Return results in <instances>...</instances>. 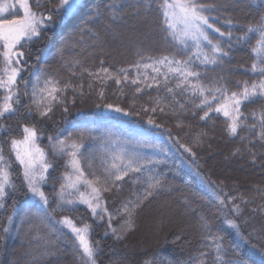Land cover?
<instances>
[{
  "label": "trees",
  "instance_id": "1",
  "mask_svg": "<svg viewBox=\"0 0 264 264\" xmlns=\"http://www.w3.org/2000/svg\"><path fill=\"white\" fill-rule=\"evenodd\" d=\"M199 2L214 6L206 13L213 27L233 36L229 47L226 37L210 32L213 43L228 53L218 56L215 65L202 64L192 45L184 47L165 30L163 0H84L68 18L57 11L59 0H31L37 14L52 19L45 20L39 36L17 46L23 56L18 57L20 79L12 86L15 111L0 117V149L12 185L6 186L0 209V264H89L75 235L61 227L64 218L88 227L95 264H264V139L259 123L264 99L241 107L243 123L232 136L230 121L221 113L212 111L201 119L206 107H198L202 97L191 88L199 83L211 89L205 95L217 107L224 100L216 88H226L230 95L241 91L243 82L251 86L264 80V74L251 71L254 63L264 66L253 52L260 48L259 35L246 33L264 17V0ZM117 34L128 47L119 55L90 46ZM246 35L247 40L235 39ZM201 51L210 53L206 45ZM165 56L179 61L191 57L199 80L190 77V83L178 88L179 74L154 63ZM6 78L0 56V79ZM52 86L58 89L55 99L44 91ZM8 94L0 87V106ZM108 108H120L123 116L103 115ZM92 119L97 121L89 123ZM25 127L36 130L51 167L42 185L47 205L31 200L11 147L24 137ZM58 139L83 143L80 165L85 178L101 188L107 213L59 205L70 156L57 152ZM131 154L144 165L141 172H130L116 187L104 184V168L113 157ZM105 187L110 190L103 191ZM148 192L152 194L146 196ZM125 203L131 228L125 223Z\"/></svg>",
  "mask_w": 264,
  "mask_h": 264
},
{
  "label": "snow or ice",
  "instance_id": "2",
  "mask_svg": "<svg viewBox=\"0 0 264 264\" xmlns=\"http://www.w3.org/2000/svg\"><path fill=\"white\" fill-rule=\"evenodd\" d=\"M18 6L23 10V14L19 17L10 14V9H15L17 3H0V56L3 57L5 64V74L7 75V81L0 79V87H4L8 90V95L4 98V103L0 106V117H4L5 114L13 113L15 109L12 107L10 101L12 100L13 95V85L16 84L17 77L20 76L22 69L20 68V60L18 57H22L23 53L16 51L17 46L21 44V41H30L33 37H37L40 34V28L45 25V20L51 21V15L44 17L42 14H37L31 10V5L29 0H18ZM82 7L81 0H59V8L57 11H62L64 16H71L76 13ZM162 15H163V24L165 30L169 32L173 37H181L180 43L184 47H188L187 41H192L193 46L197 49L196 58L200 60L202 64H212L217 63L218 56H227L228 53L225 52L219 42L213 43L212 38L210 37V32L218 34L219 37L225 38V42L228 43L231 47L230 41L233 39L232 33L228 32L227 34L221 32L219 28H214L213 23L210 22V16L206 13L209 12L214 6L205 5L200 3L199 0H163L162 4ZM11 16V18H9ZM246 33H258L259 35V49H253V52L256 53L260 58V63L264 64V17L261 18L260 24L255 27L249 26L246 28ZM237 41L247 40L248 36L245 37H235ZM207 46L210 49V53H203L201 51L202 46ZM15 62V66H14ZM155 64L165 65L168 68V71L171 73L179 74L181 77L180 82L177 84V87H183V85L190 83L189 78L195 77L197 81L199 80L200 73L193 70L190 67L192 63L191 57L186 61L179 60H170L169 57L165 56L162 59H158L154 62ZM145 67H149L145 65ZM101 71L107 72V69H101ZM124 72V69L120 70ZM153 71L159 73L160 69L154 67ZM252 73L259 72L264 74V66L257 67V64L254 63L251 66ZM125 80L128 77L125 75L123 77ZM165 80H167V75H165ZM116 83H120V80L117 79ZM132 83H136L135 80ZM46 85L53 84L51 81H45ZM192 94L195 96L197 93L202 97L200 105L198 107L205 108L204 116L201 119H207L209 113L215 111L217 113L223 112L225 117H228L230 124L228 125V131L232 136L237 135L238 129L241 127L243 121L241 116V107L246 103H252L257 98L264 99V80H261L258 84L248 85L247 82H243L241 85V91L231 92L229 95L226 88H216L215 91L221 93L224 102L220 103L219 106L213 107L208 96L205 95L206 91L211 92V89H206L203 85L196 83L191 85ZM58 89L55 86L51 87L49 91L46 87L44 91L48 92V95L55 99L53 95ZM141 89L137 88V91ZM169 92H173L172 88L168 89ZM212 100H216L217 97L213 95ZM39 107V102H38ZM108 107H111L109 105ZM181 108L184 105H180ZM47 111H51L49 107ZM115 111L120 112V108H116ZM155 111V109H153ZM40 114L46 115V111H41ZM246 119V118H245ZM149 124H153V121L150 119ZM259 123L261 126V139H264V113L259 117ZM25 137L23 140H13L11 142L12 150L15 151L16 160L20 165L24 167V177L28 181V187L32 192L33 196L39 197V200L44 204H48V198L45 193L40 189L35 173L33 172L34 160L33 153L30 149V145L34 144L37 133L33 128L25 127L23 129ZM60 147L59 151L63 152L65 147L64 141L58 142ZM21 146H23V151H21ZM70 147L73 149L69 153L71 160L69 161L74 173L76 174V180L72 181V178L65 177L68 181L67 185L61 186L60 200L64 203L74 204L75 201L65 200L64 198V189L66 186L76 187V184L79 183L82 179L93 194V199L97 202L94 205L91 200L86 199L83 194L80 195V203L86 204L92 211L93 215H96L97 208H101L100 203V194L101 188L97 187L92 181L84 179V170L80 165L79 156L81 155L80 150L84 148L83 143H72ZM188 152H191L190 148L185 149ZM37 152H40L39 149H36ZM43 153H41V156ZM5 161V157L2 154V149H0V163ZM44 171H47L49 165H42ZM91 167V165H89ZM143 164L140 163V158L136 154H131L125 159L123 155H117L113 157V162L110 166L104 168V184L111 185L116 187L117 181H123L128 174L139 173L141 172ZM39 179L43 181L45 179L44 175L41 174ZM100 177H96L97 181H100ZM139 177L136 178L138 182ZM158 183V181H157ZM6 186H12L9 179V172L7 168H0V208L4 207V198L7 195L5 188ZM154 187L155 185H150ZM110 188L105 187L103 191H108ZM151 192H148L147 195H151ZM145 196V198H146ZM128 203H131L129 201ZM128 203L123 205L124 212L127 213L129 219L125 221L126 225L131 228L132 221L131 210L128 207ZM223 203V201H221ZM107 211L106 208L102 209ZM237 210L238 207H237ZM11 219V218H9ZM111 221V214H109V222ZM60 223L66 225L71 233L75 235V239L78 242L79 248L82 249L83 256L87 258L89 264H95V249L91 245L90 241L87 238V233L89 231L88 227L83 228L77 227L73 222L65 218ZM232 227H236L234 222H230ZM5 232L8 231L7 228L4 229ZM116 229H113L115 233ZM118 239L121 237H117ZM219 245H217V250H219Z\"/></svg>",
  "mask_w": 264,
  "mask_h": 264
},
{
  "label": "rangeland",
  "instance_id": "3",
  "mask_svg": "<svg viewBox=\"0 0 264 264\" xmlns=\"http://www.w3.org/2000/svg\"><path fill=\"white\" fill-rule=\"evenodd\" d=\"M30 2V5H31V0H29ZM0 3H17V7L15 9H10V14L11 15H15L17 17L21 16L23 14V10L19 8L18 6V0H6V1H0ZM84 3V0H81V4ZM31 10L35 13L36 10L32 7L31 5ZM72 16V15H71ZM70 16H65V18H68ZM11 18V16L9 17ZM129 25H131L133 27V29L136 28V25L137 23L135 22H132V23H129ZM111 32V31H110ZM35 38V37H33ZM151 36H148L146 35L145 39H150ZM176 39L180 42V39L181 37L177 36ZM25 41H21V43H23ZM187 44L188 45H192V47L194 48V52H195V55L197 54V50H195V47L193 46V43L192 41H187ZM82 45V44H81ZM97 45V46H96ZM91 47H97V48H100L101 50H104V49H110L113 51V53L119 55V52L121 51V49H123V51H127L128 50V47H126V45H124V41L121 40V35L120 34H117V35H111V37H109L106 41L102 40V41H98V43H92L90 45ZM100 50V51H101ZM7 79V78H6ZM20 79V76L17 77V81H16V84L13 85V86H16L17 83H18V80ZM49 99V97L47 98V100ZM48 102H50V99L48 100ZM103 115H106V116H115V117H120V116H123L122 112H117L115 111V109L113 108H108V109H105L103 112ZM223 116V112H220ZM225 117V116H224ZM227 119H229L228 117H226ZM93 121H88L89 123H93V122H96L97 120L96 119H92ZM101 121H104V120H101ZM106 121V120H105ZM230 121V120H229ZM64 133V132H63ZM25 137V135H24ZM21 138V139H18V140H23L24 139ZM59 141H63L61 139H58L57 140V146L55 147L57 152L59 154H67L69 155L70 152L73 151V149L70 147V145L72 143H66L65 142V147H64V150L63 152H60L58 149L60 147L59 145ZM30 149L33 153V160H34V166H33V172L35 173V176H36V179H37V183L40 187V189L42 190V185L43 183L45 182V180L47 179L48 175H49V172L51 170V167H50V164L48 163L47 161V157H46V154L45 152L42 150V148L40 147L39 145V139H38V136H36V139L34 141V144L30 145ZM36 149H39L40 152H37ZM83 150V148L80 150V152ZM21 151H23V146H21ZM15 152V151H14ZM41 153H43V155L41 156ZM16 155V154H15ZM70 156V155H69ZM71 160V156L69 157V161ZM68 161V163H69ZM44 164H47L49 165V167L47 168V171L45 172L42 165ZM20 165V164H19ZM69 166H70V172H69V175L67 177H71L72 178V181H75L76 180V174L74 173L70 163H69ZM22 167V170H23V176H24V167L23 165H21ZM0 168H5V166L3 165V162L0 163ZM43 174L45 179L43 181H41L39 179L40 175ZM84 179L85 176H84ZM26 180V179H25ZM87 180V179H86ZM27 182V185H28V181L26 180ZM68 181H66L65 179V185H67ZM83 194V196L86 198V199H89L92 201V203L95 205L96 204V200L93 199V194L91 192V188H89L87 186V184H85L83 182V179L76 184V187H69V186H66L65 189H64V198L65 200H72V201H75L74 204H68V203H64L60 200V194H59V205L61 207H64V208H70V209H74L78 206H83V207H86L91 213V209L86 205V204H83V203H80V195ZM31 200H33L34 202H36L37 204L39 205H44L40 200H39V197H35L33 196L32 192H31ZM100 203H101V208H97L96 212L97 214L100 213V212H103V213H107V211H103L102 209L105 208V204L104 202L101 200V197H100ZM1 209V208H0ZM162 212V211H161ZM65 219V218H64ZM62 219V220H64ZM72 221V220H71ZM73 222V221H72ZM62 224V223H61ZM74 224V223H73ZM75 225V224H74ZM61 227H66L67 228V231L69 233H71V231L69 230V228L66 226V225H63ZM80 228H83V227H80ZM149 229V228H148ZM73 234V233H72ZM87 238L88 240L90 241V230L88 231L87 233Z\"/></svg>",
  "mask_w": 264,
  "mask_h": 264
},
{
  "label": "bare ground",
  "instance_id": "4",
  "mask_svg": "<svg viewBox=\"0 0 264 264\" xmlns=\"http://www.w3.org/2000/svg\"><path fill=\"white\" fill-rule=\"evenodd\" d=\"M62 221V220H61Z\"/></svg>",
  "mask_w": 264,
  "mask_h": 264
}]
</instances>
